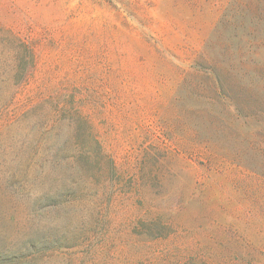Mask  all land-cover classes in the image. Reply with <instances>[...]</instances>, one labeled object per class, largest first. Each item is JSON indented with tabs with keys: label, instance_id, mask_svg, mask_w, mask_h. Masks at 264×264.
Masks as SVG:
<instances>
[{
	"label": "rangeland",
	"instance_id": "374dc122",
	"mask_svg": "<svg viewBox=\"0 0 264 264\" xmlns=\"http://www.w3.org/2000/svg\"><path fill=\"white\" fill-rule=\"evenodd\" d=\"M0 264H264V0H0Z\"/></svg>",
	"mask_w": 264,
	"mask_h": 264
}]
</instances>
